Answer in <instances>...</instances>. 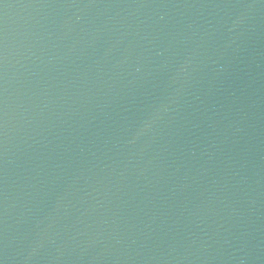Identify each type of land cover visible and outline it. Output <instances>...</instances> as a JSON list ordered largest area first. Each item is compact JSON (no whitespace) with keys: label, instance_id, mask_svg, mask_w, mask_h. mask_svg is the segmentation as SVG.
Instances as JSON below:
<instances>
[{"label":"water","instance_id":"95a60500","mask_svg":"<svg viewBox=\"0 0 264 264\" xmlns=\"http://www.w3.org/2000/svg\"><path fill=\"white\" fill-rule=\"evenodd\" d=\"M0 264H264V0H0Z\"/></svg>","mask_w":264,"mask_h":264}]
</instances>
